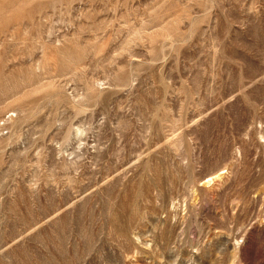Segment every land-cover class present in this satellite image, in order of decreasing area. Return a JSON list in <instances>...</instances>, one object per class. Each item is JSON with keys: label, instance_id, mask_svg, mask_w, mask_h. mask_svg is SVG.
<instances>
[{"label": "rangeland", "instance_id": "1", "mask_svg": "<svg viewBox=\"0 0 264 264\" xmlns=\"http://www.w3.org/2000/svg\"><path fill=\"white\" fill-rule=\"evenodd\" d=\"M0 264H264V0H0Z\"/></svg>", "mask_w": 264, "mask_h": 264}]
</instances>
